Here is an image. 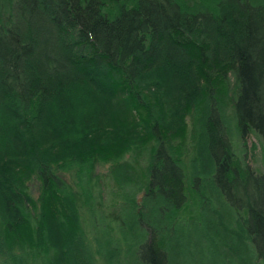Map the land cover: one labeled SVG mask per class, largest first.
I'll list each match as a JSON object with an SVG mask.
<instances>
[{
    "label": "trees",
    "instance_id": "trees-1",
    "mask_svg": "<svg viewBox=\"0 0 264 264\" xmlns=\"http://www.w3.org/2000/svg\"><path fill=\"white\" fill-rule=\"evenodd\" d=\"M248 134L264 167V0H0V264L215 256L224 209L264 264Z\"/></svg>",
    "mask_w": 264,
    "mask_h": 264
},
{
    "label": "rangeland",
    "instance_id": "rangeland-1",
    "mask_svg": "<svg viewBox=\"0 0 264 264\" xmlns=\"http://www.w3.org/2000/svg\"><path fill=\"white\" fill-rule=\"evenodd\" d=\"M229 113L231 114V112ZM225 124H226L227 130L236 128L235 127L236 123L235 121H232L231 115H229ZM262 144L263 142L261 139L257 138L254 135H250V134H248L246 138L244 139V141L240 143V149H241L240 153L242 154L243 160L256 173H260L264 168L263 167V153H262L263 146ZM206 160L207 159L205 157L204 161ZM212 168L214 169V166H212ZM208 170H210L209 166H208ZM98 171H100V173L104 174L105 176L106 175L105 173H107V168L100 167ZM204 174H201V175H204ZM110 186L112 185L110 184ZM132 186H136V185H132ZM111 188L112 187H110L109 189L104 188L103 194L106 200L107 198L110 197L109 192ZM139 195H140V192H135L136 199L140 198L138 202H143V198L145 194H142L141 197ZM123 206L124 205H121L120 207L119 205L117 210L123 209L124 208ZM211 216L215 219H220L214 230L216 242L219 243L215 256H212V253H210L207 245L205 244L200 245L199 243H197L196 241L197 231L192 230L191 228L189 230V241H187L186 243L182 242L181 245H178L179 246L178 251L181 253V254L178 253L179 256H176V260L178 264H208L210 261H214L216 264H224L225 261L230 260L231 257L236 258V257H233V255H236V254L239 255V253H241V255H244V254L247 255V253L249 252L247 251V249H249L248 244L247 245L243 243L238 244L237 240H235V237L232 234L233 232L229 231V229L232 231L236 230L234 229L235 224L230 214H228V212L224 209L220 217L213 216V215ZM211 216L209 215L210 218ZM219 223H221L224 227L219 225ZM233 242H234V245L231 244ZM170 256L172 258V264H175L174 262L176 260L173 259L174 254ZM234 263L239 264V261L236 260Z\"/></svg>",
    "mask_w": 264,
    "mask_h": 264
},
{
    "label": "water",
    "instance_id": "water-1",
    "mask_svg": "<svg viewBox=\"0 0 264 264\" xmlns=\"http://www.w3.org/2000/svg\"><path fill=\"white\" fill-rule=\"evenodd\" d=\"M142 194H143V192H141L139 196L141 197V195H142ZM138 198H139V197H138ZM139 200H140V198H139V199H137V202H138Z\"/></svg>",
    "mask_w": 264,
    "mask_h": 264
}]
</instances>
